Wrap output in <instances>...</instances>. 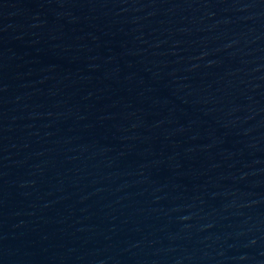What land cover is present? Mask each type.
<instances>
[{"label":"water","instance_id":"1","mask_svg":"<svg viewBox=\"0 0 264 264\" xmlns=\"http://www.w3.org/2000/svg\"><path fill=\"white\" fill-rule=\"evenodd\" d=\"M0 264H264V0H0Z\"/></svg>","mask_w":264,"mask_h":264}]
</instances>
